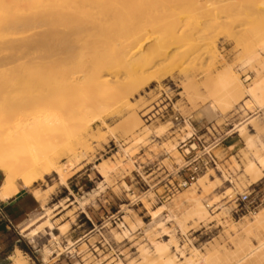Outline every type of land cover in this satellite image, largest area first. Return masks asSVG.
<instances>
[{"label":"rangeland","instance_id":"374dc122","mask_svg":"<svg viewBox=\"0 0 264 264\" xmlns=\"http://www.w3.org/2000/svg\"><path fill=\"white\" fill-rule=\"evenodd\" d=\"M181 3L186 10L180 26L194 37L216 40L217 55L202 60L187 56L180 66L172 67L169 59L161 60L157 67L165 69L162 79L144 80L135 90L121 94L113 79L111 87H106L111 97L81 106L67 135H61L70 143L61 144V152L64 149L67 155L57 164L64 179L60 173L42 174L33 187L21 188L40 201L21 218H11L0 203V264H12L17 254L26 264H161V257L172 255L178 264H229L230 260L264 264V221L255 224L264 210V175L253 183L246 171L248 163L257 161V153L264 155V109L257 108L246 94L227 98L217 79L225 67H231L244 86L264 80V15L235 12L229 20H236L237 27L230 32L220 23L210 22L206 9L196 0ZM206 20L212 24L194 30ZM153 43H145L144 48ZM193 43L186 38L181 50L187 51ZM90 51L83 48L78 54L87 58ZM257 53L259 59L245 65ZM13 66L7 65V69L15 71ZM13 81L9 84L16 85L13 90L20 94L0 90V97L8 98L6 102L14 109L22 108L20 101L27 105L29 94L36 95L29 90L40 84ZM12 94L19 96L20 103ZM85 94L97 97L99 90L87 86ZM210 104L215 111L206 110ZM194 133L210 146L218 164L199 176H206L203 184L198 179L177 190L179 170L185 164L183 151L191 145L187 141L183 147L182 141ZM102 166L106 174L101 172ZM4 177L0 171V187ZM243 194L250 196L248 201H242ZM193 198L207 212L203 219L190 216L196 204ZM47 208L52 211L46 215ZM152 211L160 215L154 219ZM46 220L48 228L37 237L22 232L30 223ZM130 223L139 225L127 236L114 237V232H121L119 225L130 227ZM66 225L62 232L60 227ZM54 235L60 245L52 240ZM156 242L167 249L158 252ZM48 249L52 254L46 260ZM202 256H207V263Z\"/></svg>","mask_w":264,"mask_h":264},{"label":"bare ground","instance_id":"6f19581e","mask_svg":"<svg viewBox=\"0 0 264 264\" xmlns=\"http://www.w3.org/2000/svg\"><path fill=\"white\" fill-rule=\"evenodd\" d=\"M196 1L204 6L210 22L220 23L230 32L237 27L236 20L233 19L235 23L229 20L231 14L243 12L246 15H264V0ZM185 10L181 0H0V38L36 32L28 38L0 39V90L7 93L9 89H17L13 83L9 84L10 80H14L15 84L26 80L40 84L38 89L29 90L36 95H32L34 98L29 94V101L33 100L30 103L28 101L27 105L26 101H20L17 98L19 96L12 94L18 100L15 102L25 103L14 102L22 108L15 106L17 109H14L13 105L6 102L8 98L4 100L5 97H0V171L5 176L0 187L1 201L13 198L20 186L33 187L43 178L42 174L60 173L64 179L57 164L62 155H67L64 149L61 152V144L70 146V143L68 138L61 139V135H67L81 106L111 97L106 87H111L113 79L120 88L117 94H121L135 90L144 80L162 79L166 72L157 67L161 60L169 59L172 67L180 66L187 56L202 60L217 53L216 40L205 36L194 37L193 32L189 34L180 26L181 15ZM208 20L205 23L201 21L194 30L200 29L199 26L203 24L211 25ZM186 38L194 43L183 52L181 44ZM149 41L154 43L145 49L144 44ZM83 48L91 50L89 57L78 54ZM259 56V53L254 54L245 61V65L258 60ZM9 64H14L15 71H11L13 68L11 72L7 69ZM261 69H264V65ZM261 69L257 70V75ZM217 77L222 83V92L228 93L227 98H242L246 94L257 108L264 109L263 79L249 87L244 86L231 67H225ZM29 83L33 85L31 81ZM87 86L97 88L98 96L89 98L85 94ZM14 90L12 93L16 92ZM19 91L16 92L18 95ZM207 109L215 111L212 104ZM250 143L253 144V141ZM263 168L264 155L257 153V161H251L246 168L253 183L264 175ZM100 169L106 174L105 166ZM198 179L203 184L206 176ZM193 199L196 204L190 216L203 219L207 212L198 199ZM51 211L47 208L44 214H50ZM152 215L156 219L160 213L152 211ZM263 221L264 210L257 215L255 224L260 225ZM47 224V220L35 221L22 232L28 231L34 237ZM136 225L139 224L130 223V227L121 224V232L116 231L113 235L117 239L127 236L136 230ZM66 227H60L61 231L64 232ZM52 240L60 245L58 237L54 236ZM155 244L160 253L167 249L160 243ZM62 250L58 252L57 258L62 255ZM50 254L51 250H45L46 260ZM17 255L12 264H26L19 258L20 254ZM206 258L202 256L201 260L206 262ZM161 261V264H178L175 255L161 257Z\"/></svg>","mask_w":264,"mask_h":264},{"label":"built area","instance_id":"2783aa9c","mask_svg":"<svg viewBox=\"0 0 264 264\" xmlns=\"http://www.w3.org/2000/svg\"><path fill=\"white\" fill-rule=\"evenodd\" d=\"M197 139L198 142H192V140ZM191 144L189 147H186L183 151V156L185 158V164L180 168L181 176L177 182L174 189L188 188L193 183H195L199 176L207 171L209 168L217 167L218 160L217 157L211 153L210 146H205L201 142V138L196 136L194 133L186 141H182L183 147L187 146L188 143ZM192 142V143H191ZM199 146L202 148L199 149ZM248 194H243L241 199L242 201L249 200ZM7 221L9 224H12L11 218L7 215Z\"/></svg>","mask_w":264,"mask_h":264},{"label":"crops","instance_id":"0c3cea01","mask_svg":"<svg viewBox=\"0 0 264 264\" xmlns=\"http://www.w3.org/2000/svg\"><path fill=\"white\" fill-rule=\"evenodd\" d=\"M21 188H24V187L20 186L18 194H16L13 198L6 200V201L0 200V203L5 204V208L8 209V213L11 218L18 219V218L25 216L28 213L33 212L35 208L37 207L38 202L40 203V201L35 196L34 197L36 200L27 192L22 191ZM31 224L32 223L27 225L23 230L28 228ZM45 228H48V227H45ZM45 228L41 230L33 238L37 237L41 232L45 231ZM26 234L29 235V232L26 231Z\"/></svg>","mask_w":264,"mask_h":264}]
</instances>
